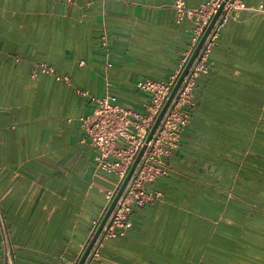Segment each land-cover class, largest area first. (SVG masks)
I'll return each instance as SVG.
<instances>
[{
  "label": "crops",
  "instance_id": "obj_1",
  "mask_svg": "<svg viewBox=\"0 0 264 264\" xmlns=\"http://www.w3.org/2000/svg\"><path fill=\"white\" fill-rule=\"evenodd\" d=\"M174 1L0 0V264L82 253L116 177L95 168L80 118L92 122L90 97L107 90L145 112L136 81L170 79L197 35ZM243 2L197 81L170 171L147 183L162 197L133 204L132 226L87 264H264V0Z\"/></svg>",
  "mask_w": 264,
  "mask_h": 264
},
{
  "label": "built area",
  "instance_id": "obj_2",
  "mask_svg": "<svg viewBox=\"0 0 264 264\" xmlns=\"http://www.w3.org/2000/svg\"><path fill=\"white\" fill-rule=\"evenodd\" d=\"M67 1L76 3L77 0ZM223 2L224 6L217 20L184 75L158 126L147 141L149 132L160 111L185 69L204 31ZM244 6L243 0H206L197 7H189L186 0L174 1L175 21L181 23L186 18L193 19L196 23L197 35L190 48L179 60L178 67L170 79L159 81L151 78H140L136 81L138 89L150 94V101L145 104L144 113H135L132 109L120 104L117 97L109 90L100 97H90L91 102L94 104L93 119L91 123H88L84 117L80 118L85 133L80 141L81 143H88L92 147L95 168L105 173L114 174L116 183L113 189L105 192L106 204L101 214L93 220L85 247L98 229L140 150L143 147L144 150L95 239L87 260L98 254L99 249L107 239L124 235L126 230L132 226L130 213L133 204L145 205L162 197L161 191L149 188L147 183L167 175L170 171L167 157L172 149L179 146L182 134L188 127L192 109L196 104L197 81L200 77L207 76L212 69L210 53L217 43L220 29L228 17ZM101 38L102 45L106 47L108 45L107 35L102 34ZM80 64H83V61ZM106 64L111 66L112 62L107 59ZM39 70L45 73L53 72L52 67L46 64H41ZM57 79L69 80L67 76H57ZM106 84L107 89H109V82ZM0 228L3 231L4 242L9 244L10 237L1 199ZM77 260L74 264L77 263Z\"/></svg>",
  "mask_w": 264,
  "mask_h": 264
},
{
  "label": "water",
  "instance_id": "obj_3",
  "mask_svg": "<svg viewBox=\"0 0 264 264\" xmlns=\"http://www.w3.org/2000/svg\"><path fill=\"white\" fill-rule=\"evenodd\" d=\"M223 6H224V2L221 4L220 8H219L218 11L215 13V15H214L213 18L211 19L209 25L207 26L206 30L204 31V33H203V35H202L200 41L198 42L197 46L195 47V49H194V51H193V53H192V55H191V57H190V59H189L187 65H186L185 69L183 70L181 76L179 77L177 83L175 84L173 90L171 91L169 98H168L167 101L165 102V104H164L162 110L160 111V113H159V115H158V117H157V119H156V121H155V123H154V125H153V127H152V129H151V131L149 132V135H148V137H147V141L151 138L153 132L155 131L156 127L158 126L159 121L161 120V118H162V116H163L165 110L167 109L168 105L170 104L172 98L174 97V95H175V93H176V91H177V89H178V87H179V85H180V83H181V81H182L184 75L186 74L188 68L190 67L191 63L193 62L195 56L197 55V52H198V50L200 49V47H201L203 41L205 40L206 36H207L208 33L210 32V30H211L212 26L214 25L215 21L217 20V18H218V16H219V14H220V12H221ZM143 150H144V147L140 150V152H139L138 156L136 157V160H135V162L133 163V165H132V167H131V169H130L128 175L126 176V178H125V180L123 181V183H122L120 189L118 190V192H117V194H116L114 200L112 201V203H111V205L109 206V208H108L106 214L104 215V217H103V219H102V221H101V223H100L98 229L96 230V232H95V234L93 235V237H92V239L90 240V242H89V243L87 244V246L83 249V251H82V253L80 254V256H79V258H78L76 264H87V262L89 261V260H87V258H88V256H89V253H90V250H91V248H92V245H93L95 239L97 238V236H98L100 230L102 229L104 223L106 222V220H107V218H108L110 212L112 211V209H113V207H114V205H115L117 199L119 198L121 192L123 191V189H124V187H125V185H126L128 179L130 178V176H131V174H132V172H133V170H134V168H135L137 162L139 161V159H140V157H141V155H142V153H143Z\"/></svg>",
  "mask_w": 264,
  "mask_h": 264
}]
</instances>
